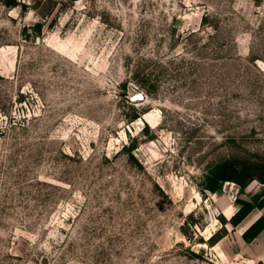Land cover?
<instances>
[{"label":"rangeland","instance_id":"rangeland-1","mask_svg":"<svg viewBox=\"0 0 264 264\" xmlns=\"http://www.w3.org/2000/svg\"><path fill=\"white\" fill-rule=\"evenodd\" d=\"M22 2L0 0V264H264V209L231 223L264 184L203 187L264 158V0Z\"/></svg>","mask_w":264,"mask_h":264},{"label":"trees","instance_id":"trees-1","mask_svg":"<svg viewBox=\"0 0 264 264\" xmlns=\"http://www.w3.org/2000/svg\"><path fill=\"white\" fill-rule=\"evenodd\" d=\"M8 7H20L22 10L27 7L22 0H2ZM40 27V24H38ZM126 147V146H125ZM254 179L264 184V158H244L236 155L218 159L208 169L204 176V188L212 192L221 189L225 181H234L241 189ZM237 211L231 218V223L236 226L256 207L264 209V190L252 200L238 197ZM264 230V212L258 217L243 233V238L251 242Z\"/></svg>","mask_w":264,"mask_h":264},{"label":"water","instance_id":"water-1","mask_svg":"<svg viewBox=\"0 0 264 264\" xmlns=\"http://www.w3.org/2000/svg\"><path fill=\"white\" fill-rule=\"evenodd\" d=\"M133 101H140L145 99V94L144 93H137L131 98Z\"/></svg>","mask_w":264,"mask_h":264}]
</instances>
